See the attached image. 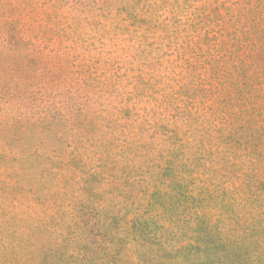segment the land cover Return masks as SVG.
I'll use <instances>...</instances> for the list:
<instances>
[{"label":"rangeland","instance_id":"obj_1","mask_svg":"<svg viewBox=\"0 0 264 264\" xmlns=\"http://www.w3.org/2000/svg\"><path fill=\"white\" fill-rule=\"evenodd\" d=\"M0 264H264V0H0Z\"/></svg>","mask_w":264,"mask_h":264}]
</instances>
